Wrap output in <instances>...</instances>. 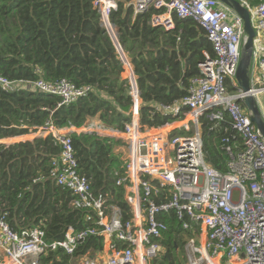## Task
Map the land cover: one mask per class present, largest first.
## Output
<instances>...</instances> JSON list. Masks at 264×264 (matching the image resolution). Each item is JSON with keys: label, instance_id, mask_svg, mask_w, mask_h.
I'll return each instance as SVG.
<instances>
[{"label": "built area", "instance_id": "built-area-1", "mask_svg": "<svg viewBox=\"0 0 264 264\" xmlns=\"http://www.w3.org/2000/svg\"><path fill=\"white\" fill-rule=\"evenodd\" d=\"M132 4L136 14L153 10L151 23L168 30L176 27V17L192 18L213 44L214 55L204 51L200 74L191 79L188 93L172 105L159 106L176 116L174 122L179 125H142L143 100L137 77L111 20L118 2L94 0L129 82L131 119L123 130L98 119L80 127L79 132L123 140V146L116 150L126 148L122 156L125 170L115 171V175L116 184L124 189L130 216L109 200L108 193L92 191L90 180L78 171L71 133L49 120L38 130L52 135L61 151L52 159L48 175L75 195L71 205L88 210L91 224L81 230L70 227L63 239L48 241L44 228L15 230L7 213H0V264H54L52 260L44 262L43 256L57 250L70 256L66 264H164L169 225L162 216L170 214L181 225L185 264H264V137L250 118L242 101L246 92L236 79L245 39L243 19L220 0H132ZM244 4L251 11L256 30L250 91L263 108L264 0H244ZM0 85L5 90L31 88L58 95L59 106L75 102L92 90L67 78L11 80L0 75ZM202 117L215 122L212 129L229 155L225 171L206 159ZM42 179L44 176L35 181ZM92 236L103 239V250L76 255L78 247ZM92 252L94 257L90 258ZM168 259L174 263L172 254Z\"/></svg>", "mask_w": 264, "mask_h": 264}, {"label": "trees", "instance_id": "trees-1", "mask_svg": "<svg viewBox=\"0 0 264 264\" xmlns=\"http://www.w3.org/2000/svg\"><path fill=\"white\" fill-rule=\"evenodd\" d=\"M116 1L111 20L137 77L141 123L160 127L174 122L177 117L159 106L172 105L188 93L191 79L200 74L204 51L214 55L213 44L192 18L176 17V27L168 30L151 23L153 10L136 14L132 0ZM0 75L11 80L67 78L92 87L86 96L59 106L58 95L31 88L5 90L0 85V139L37 131L49 120L58 128H80L97 118L123 130L131 119L129 82L94 0H0ZM201 125L207 161L225 171L229 155L212 129L215 122L202 117ZM71 136L79 173L90 180L95 194L108 193L129 217L124 189L115 175L125 170V160L116 150L123 140L88 131ZM60 151L52 135L0 143V213H7L15 230L44 228L46 239L54 241L63 239L70 227L81 230L91 224L88 210L71 205L75 195L48 175ZM40 176L44 179L35 181ZM162 218L169 225L164 243L172 252L180 244L181 225L174 215ZM91 250H103L101 237H90L75 254ZM51 260L66 264L70 256L62 250L43 256L44 262Z\"/></svg>", "mask_w": 264, "mask_h": 264}, {"label": "water", "instance_id": "water-1", "mask_svg": "<svg viewBox=\"0 0 264 264\" xmlns=\"http://www.w3.org/2000/svg\"><path fill=\"white\" fill-rule=\"evenodd\" d=\"M227 6L237 12L244 21L245 39L243 42L240 62L236 72V79L239 87L246 92L242 101L250 112L251 120L257 125L261 135L264 137V117L258 105L257 98L251 93V70L254 53V37L256 30L251 21V11L244 4L243 0H220ZM165 256L170 257V250H167ZM90 258L94 257L92 252Z\"/></svg>", "mask_w": 264, "mask_h": 264}, {"label": "crops", "instance_id": "crops-1", "mask_svg": "<svg viewBox=\"0 0 264 264\" xmlns=\"http://www.w3.org/2000/svg\"><path fill=\"white\" fill-rule=\"evenodd\" d=\"M244 1V0H243ZM264 97V96H262ZM264 102V101H263ZM259 105V104H258ZM260 107V106H259ZM262 114L264 113V107H260ZM93 120H98L97 118L92 119ZM101 123L105 124L102 120H100ZM173 125H179V122H174L172 123ZM106 125V124H105ZM63 131L65 132H79V128L75 127V126H70V127H66V128H62ZM47 134H42L40 130L34 131V132H30L27 134H22V135H18V136H13V137H6V138H2L0 139V143H5V144H13V143H17L20 141H26V140H33L36 137H40L43 136L45 137ZM125 157V156H124ZM170 258V257H168ZM176 258V257H175ZM164 264H172L171 261H169V259L164 263Z\"/></svg>", "mask_w": 264, "mask_h": 264}, {"label": "rangeland", "instance_id": "rangeland-1", "mask_svg": "<svg viewBox=\"0 0 264 264\" xmlns=\"http://www.w3.org/2000/svg\"><path fill=\"white\" fill-rule=\"evenodd\" d=\"M261 100L264 101V97H261ZM123 146V143L121 144ZM123 151H125V147L121 148ZM123 151H120L121 155L125 156V153ZM178 250L172 251V256L174 257V263L173 264H185L186 263V257H185V249H184V241L180 239ZM176 257V258H175Z\"/></svg>", "mask_w": 264, "mask_h": 264}]
</instances>
